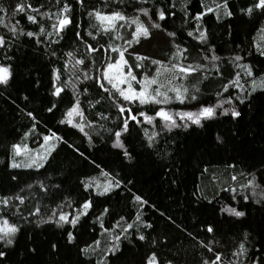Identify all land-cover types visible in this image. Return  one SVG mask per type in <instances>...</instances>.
Wrapping results in <instances>:
<instances>
[{
    "label": "snow or ice",
    "instance_id": "1",
    "mask_svg": "<svg viewBox=\"0 0 264 264\" xmlns=\"http://www.w3.org/2000/svg\"><path fill=\"white\" fill-rule=\"evenodd\" d=\"M237 21L249 26L242 39ZM25 47L45 64L53 126L17 103L29 95L9 91ZM0 98L27 120L0 142V264L21 247L24 258L46 249L45 264H264V221L246 224L249 205L264 208V131L250 132L259 145L247 155L240 135L245 109L264 112V0H0ZM191 132L235 154L210 177L198 169L188 189V148L174 137ZM62 149L78 161L74 180L54 167ZM141 155L182 195L179 207L213 218L189 227L161 211L136 189L130 170ZM224 220L240 231L222 232Z\"/></svg>",
    "mask_w": 264,
    "mask_h": 264
},
{
    "label": "trees",
    "instance_id": "2",
    "mask_svg": "<svg viewBox=\"0 0 264 264\" xmlns=\"http://www.w3.org/2000/svg\"><path fill=\"white\" fill-rule=\"evenodd\" d=\"M6 5H10L15 0H4ZM179 23V21H177ZM238 27L236 29L238 38H243V30H246L249 26L244 21L236 22ZM222 34V30H218ZM221 43L222 40H218ZM20 59L18 60L19 68L17 70V78L13 86L9 89L13 97H19L21 95H29L30 103H25L17 99V103H20L22 107L29 110H33L37 114L38 118L45 120L50 126L55 124V119L50 114L44 111V108L48 106V98L46 96L47 79L45 76V64L41 60L34 57L29 53V50L25 47L18 54ZM31 70V75H29ZM39 76L41 80V86L37 90L34 84L35 78ZM7 95V93H5ZM245 121L240 125V135L245 141L243 145L244 154H251L252 150L258 147L259 139L258 135L261 131H264V112L256 111L248 113L245 109ZM59 115V114H57ZM26 118L22 119L18 115V110L14 105L6 102L3 98H0V142L11 141L18 135L15 131L16 128H21L22 125L26 124ZM63 134L72 140H76L75 136H71L69 130L63 129ZM251 131H255L257 140L252 141L250 135ZM178 144H184L188 151H181V159L183 160V166L181 168L180 176L181 180L187 184L188 189L193 186L196 177L199 175L198 169L205 166L209 167V177L218 167L222 166L224 160L227 159L228 155L235 154L232 151V146L229 145L228 149H222L219 152L212 149L211 144L208 142L210 138L209 133L203 132H191L190 134L179 133L174 137ZM3 153L0 152V158ZM98 158L105 159V151L97 153ZM110 160L113 158H109ZM254 159H259V153H254ZM54 167L57 172H70L71 178L74 180L76 175V169L78 167V161L75 156L70 153L67 149H62L60 154L56 157ZM134 174L136 180V189L142 192L151 202L155 203L161 211H165L166 214H172L175 216L178 222L191 227L194 217L200 219H210L212 213L210 208H199L193 211L187 203L181 208L178 206L177 201L182 199V195L178 194L175 189L169 188L165 183L162 176V170L154 163L151 162V158L144 155L139 157V162L135 169L130 170ZM195 173V175H194ZM56 174V173H54ZM204 184H209L208 178L203 179ZM0 187L8 188L7 173L3 170V166L0 165ZM184 189L180 190L183 193ZM120 206H123V201L119 202ZM249 213L246 224L251 228H256L261 221H264V208H259L255 205H249L247 207ZM218 227L224 233L236 234L240 231L241 226L233 224L230 221H222ZM158 228L162 231L169 233L173 239L178 235L176 230L172 226L165 227L163 220L159 221ZM23 240L21 241V246ZM21 249H18L16 253L11 257L9 264H18L21 259L24 260L25 264H45L48 260L46 249L42 250L41 255L35 258H24L20 255ZM67 255V254H65ZM135 249L125 248L124 260L132 261L135 258ZM71 257L74 259V251L71 253ZM66 264L69 262L66 261Z\"/></svg>",
    "mask_w": 264,
    "mask_h": 264
}]
</instances>
